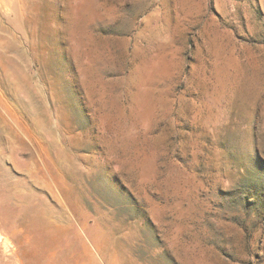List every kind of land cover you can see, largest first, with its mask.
I'll return each instance as SVG.
<instances>
[{"label":"rangeland","instance_id":"obj_1","mask_svg":"<svg viewBox=\"0 0 264 264\" xmlns=\"http://www.w3.org/2000/svg\"><path fill=\"white\" fill-rule=\"evenodd\" d=\"M0 264H264V0H0Z\"/></svg>","mask_w":264,"mask_h":264}]
</instances>
